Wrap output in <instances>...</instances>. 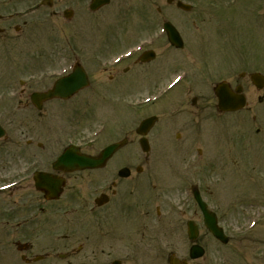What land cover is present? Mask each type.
<instances>
[{"label":"rangeland","instance_id":"rangeland-1","mask_svg":"<svg viewBox=\"0 0 264 264\" xmlns=\"http://www.w3.org/2000/svg\"><path fill=\"white\" fill-rule=\"evenodd\" d=\"M183 1L192 5L188 14L178 11L174 4H165L164 0H111L108 6L95 13L87 10L89 0H59L58 16L50 17L47 16L50 11L47 9L30 12L37 0H0V14L3 17L17 12L21 16L13 23L27 22L25 32L22 30L16 34L12 32L14 38L11 40L5 38L4 47H25L34 55H45L48 51H56L63 61V64L59 62L55 64L54 61L58 59H50L46 56L47 63L24 66V55L22 58L15 55L22 53L21 50L18 52L8 49L6 52L9 56L15 55V66L19 65L12 71L15 74H10L8 69L3 67L13 63L8 62L11 59H5L0 53V122L13 125L14 129L21 125L24 126L22 116L26 111L23 95L19 99V97H13L11 92L13 89L18 92L23 88L17 80L26 78L30 70L38 68V71L40 69L57 71L70 61L72 62L73 56L79 55L82 56L81 64L87 68L92 65V61L98 60L97 54L105 59H111L118 53L140 44V41L152 37L155 39L151 45L152 48L161 53L150 64L144 66L141 73L136 74L133 71L125 75L127 83L122 86L126 93L125 97L132 99L143 97L149 87L158 84L157 88L161 83L165 84L163 82H167L182 67L192 68L196 65L195 73L191 74H196V77L199 76L198 72L205 71L206 79L203 84L207 88H203L204 90L200 92L199 103L203 108L204 116L200 122L193 120V114L198 111L199 104L198 107L189 106L188 111L178 113L182 109L178 108V104L187 96L184 83L171 90L168 95L166 94L162 101L151 108V111L154 109L164 111L165 117L169 120L179 119L190 123L187 130L189 140H197L198 143L193 142L192 146L185 150L174 151L172 149L171 156H174L177 172L184 171V165L181 164L180 159L186 154V157L194 156V151L199 146L203 147L204 153L215 163L218 175L226 179L223 184L218 185L212 191L213 193L208 192L207 196L210 204L219 210L220 223L226 234L234 240L225 246H220L207 234H203L201 240L205 245L206 254L194 264H264V151L259 146L258 137L248 136L257 128L264 134V88L258 91L249 84L247 77L240 80L237 76L239 72L264 74V0ZM65 8L73 12L69 19L62 16V10ZM157 8L161 9L158 16ZM164 19L171 21L180 31L185 44L183 50H169L164 36L159 34L158 23ZM143 44L146 43L143 42ZM31 73L36 72L31 71ZM102 77L106 79L107 75ZM236 78L244 85L248 96L247 106L241 112L220 114L216 110V99L213 96L212 87L222 80L234 84L233 81ZM197 79L194 81H198ZM258 96H262L260 101L257 99ZM78 103H80L79 100ZM159 106L163 108L157 109ZM3 109L7 112H3ZM145 111L149 112L147 109ZM86 112L90 115L94 113L88 109ZM9 114L12 116L8 117ZM252 117H255V120ZM117 118L120 120V115ZM88 125H82L79 132L74 135L79 137L86 135L84 133L89 132ZM89 128L92 130L96 128V125ZM113 129L114 124H109L103 131L108 139L115 138L116 131ZM67 130L68 128L65 129ZM155 139L157 143L154 145L150 173L155 177L160 175L167 178L171 175L168 169H164L169 162V158L166 157L170 155V150H165L167 140L162 136L161 129L158 130ZM170 145L173 143L170 142ZM122 155H128L126 148L123 149ZM227 157H236L232 165L224 160ZM246 157H252V160L256 158V160L252 163ZM204 159V170L210 174L215 169L212 164H208L207 156L204 155ZM255 164L256 167H254ZM197 168L198 165H195V171ZM224 172L226 176L223 175ZM187 179H190L189 175ZM169 183L172 189L177 185L184 187V180L177 181V177L174 176ZM205 183L215 185V181L208 176ZM145 190L147 186L143 184V192ZM232 190V195L237 196L227 195ZM180 194L179 191H173L170 198L175 201ZM67 197L66 194L62 200L63 205ZM52 216L55 218H52V222L56 223L57 229L62 227L60 234L74 233V229L61 225V223L64 224L66 216H61L60 212ZM150 218L142 217L141 228L138 229L139 233L144 229L147 230L149 233L146 237H142L137 244L127 239L125 246L122 241L117 242L118 237H116L112 241L116 243L113 245L116 246L113 251H109L111 244L108 242L92 243V234L88 232L86 236L74 237L75 242L73 239L72 246L75 244L83 246V251L75 259H85L83 255L93 249L97 254L101 249H104L105 253L109 251L122 259L123 264H166L165 261H152L151 255L155 253L163 255L169 251L182 256V248L186 242L183 238L184 228L182 233H179L181 229H176L174 226L161 225L163 227H158L157 224L150 226L151 222H148ZM253 222H255L254 225H252ZM51 232H54L53 235L59 233V231ZM137 238L139 239V236ZM57 251L59 248L55 250ZM50 260L52 264H65L64 260H59L56 256Z\"/></svg>","mask_w":264,"mask_h":264},{"label":"flooded vegetation","instance_id":"flooded-vegetation-1","mask_svg":"<svg viewBox=\"0 0 264 264\" xmlns=\"http://www.w3.org/2000/svg\"><path fill=\"white\" fill-rule=\"evenodd\" d=\"M58 5L59 3H52L51 8H54L50 12L52 16L57 14ZM10 19L13 18L2 19V22L6 25L9 32L8 38L11 40L10 30L13 29L18 32L20 31V27L10 24ZM25 25L26 23L23 21L22 27ZM4 31V29H0L1 33ZM94 62L92 61V65L85 69L89 79V86L86 89L90 90L87 93L80 92L66 100L51 98L43 101L40 109H36L30 101L32 93H35V91H47L53 86L55 78L46 77L41 82L30 83L27 91L22 92L27 102L26 106L29 108L27 111L37 115L39 125H24L22 131H16L13 125H8L11 130H6L4 137L0 140V186L6 185L19 177H26L21 183L0 189V264L37 263L35 261L36 258L42 254L37 251L46 247H42V244L38 242L41 232H50V230L57 229L55 225H52L51 220L46 217V214L48 212L56 213V211H61L62 208L56 204L59 200H47L44 197V193L34 188L32 180L34 170L47 172L55 177H64L67 180L71 179L73 175L78 174V172L63 173L60 169L52 168V164L63 151L64 147L62 146L63 142L57 140L56 136H52L50 131L57 128V126L62 128V115H68L70 116V121L73 118L72 127L74 134V112L78 106H90V101L99 100L104 105L109 100L124 101L126 93L122 86L124 83H127L125 75L133 71L136 74L141 73L144 66H147V63L141 62L139 58L134 60L132 64L123 63L113 67L103 66L108 63V60ZM104 75H107L106 79L102 77ZM187 93L188 95H192L191 89ZM199 99L198 95H192L190 100L191 105L198 107ZM78 100L80 103H78ZM199 108L198 118L200 119V111L203 108L202 106ZM57 116L60 119L56 124L55 120ZM104 118V114L100 115L97 121H102ZM160 122L161 120L157 118L147 134L148 140L155 138L160 129L161 132H166L163 124L158 128ZM172 130L171 138L174 137L176 143L184 142L185 134L181 127L174 126ZM125 132L124 127V133L122 132L121 136L128 139ZM139 139L140 137L137 136L136 141L138 143ZM128 142L130 143L129 139ZM100 143L101 141H96L93 144H89L87 146L88 153L96 155L99 152ZM3 148L7 150L2 151L1 149ZM124 160L125 162L115 169H111V167H107L106 165L100 169L85 171L92 172L91 174L89 173L90 180H88L87 187L89 190H96L95 193L92 196H81V190L76 185L74 186V196H72L70 202L71 210L69 214H66L65 219V224H71V228H74V233L70 235L60 234L57 240H48L50 245L47 249L48 252H43L44 255L38 261L50 258L53 250L64 248V254H56L57 257L66 260L68 257L70 258L74 255V264H120V260L111 258L110 252L105 253L104 249L99 254L95 251L84 254L83 257H86L85 259H75L82 250L81 247L72 246L73 239L75 242L74 237L82 236L80 232L78 233V224L87 222V226L92 228L106 226V231L103 235L108 236L109 232L107 229L109 224H115L119 219L129 222L131 229L128 237L130 241L137 244L141 239V233L138 232V229L141 228L142 217H151L148 222H151L150 226H152L155 222L154 215L156 218L161 216V208L164 210L166 208L171 209L173 203L169 202L170 192L166 189H159L161 196L168 197V199L154 198L155 193L153 192L155 186L151 179L146 178L152 174L148 170L143 172L140 167L144 160L147 162V155L144 158L142 156L125 157ZM122 167L127 170V173L124 176H119L118 171ZM106 169L109 171L106 172ZM98 171H105L106 173H98ZM73 178H76V176ZM144 183L146 186H150V190L147 189L143 192ZM202 183V180L198 178V185L196 187H198L197 191L200 197L206 200V190L202 186ZM188 185L191 192V187L195 185H191L190 183ZM100 195H103L105 200V203L102 205L96 202V199ZM143 195H148L149 197L144 198ZM180 197L177 199L176 204L182 205V215L184 218H179V221L182 225L193 221L200 230L203 218L193 199L192 193L185 197L182 192ZM65 213L67 212L65 211ZM113 219L115 220L114 222H112ZM80 231L83 230L80 229ZM138 236L139 239L137 238ZM63 240L66 241L63 243ZM198 243L202 244L200 236H198ZM70 262V260H67L66 264H71Z\"/></svg>","mask_w":264,"mask_h":264},{"label":"water","instance_id":"water-1","mask_svg":"<svg viewBox=\"0 0 264 264\" xmlns=\"http://www.w3.org/2000/svg\"><path fill=\"white\" fill-rule=\"evenodd\" d=\"M105 2L106 0H92L91 8L93 7L96 8L98 5L103 4ZM178 6L185 8V9L188 8V6L182 5L180 3L178 4ZM166 28H167V34H168L169 41L174 45H177V46L181 45V40L176 30L169 24H166ZM83 76H84L83 73H77V72L72 73L69 76V79L72 78L74 80V90L77 88L78 83ZM253 79H254V76H253ZM65 82L66 84H68L66 91L68 90L71 91L73 89V83L70 84L69 80H65ZM59 92H61V88L58 85L54 93H59ZM216 93L218 96V103H219L218 106L221 110L237 109V108H240L244 104V98L241 95H236V94L231 93L226 88V86L223 84L218 85L216 89ZM50 95H54V94L51 93ZM50 95L48 97H50ZM109 150H111V148L106 149L105 153ZM93 164L94 162L91 159L89 160L84 157H78V160L74 159V167L84 168V167L93 166ZM205 212L206 211H204V214L206 215L205 224L207 228L209 229V231H211L216 237H219L220 239H224L222 236L221 229L217 228L215 225L214 215L210 213L208 214Z\"/></svg>","mask_w":264,"mask_h":264}]
</instances>
